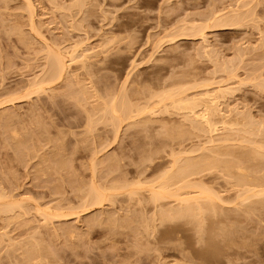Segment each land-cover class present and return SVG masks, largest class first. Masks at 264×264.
Listing matches in <instances>:
<instances>
[{"label": "rangeland", "instance_id": "374dc122", "mask_svg": "<svg viewBox=\"0 0 264 264\" xmlns=\"http://www.w3.org/2000/svg\"><path fill=\"white\" fill-rule=\"evenodd\" d=\"M56 56L67 63L59 79L50 76ZM0 81V101L45 89L0 103V203L17 206L0 213V264H264L262 196L201 224L161 222L146 201L175 131L190 133L189 146L215 137L193 132L171 108L166 115L172 101L158 98L166 90L223 89L211 98L238 129L215 139H236L222 144L241 157L223 160L264 164V0H0ZM112 105L122 119L106 113ZM261 172L253 173L263 181ZM92 187L101 205L86 204Z\"/></svg>", "mask_w": 264, "mask_h": 264}, {"label": "bare ground", "instance_id": "6f19581e", "mask_svg": "<svg viewBox=\"0 0 264 264\" xmlns=\"http://www.w3.org/2000/svg\"><path fill=\"white\" fill-rule=\"evenodd\" d=\"M78 3H80V1H78ZM77 3V6L80 5ZM76 6V5H75ZM76 6V7H77ZM216 14V13H215ZM217 15V14H216ZM218 16V15H217ZM217 16H214L215 18ZM212 17V15H211ZM239 17V16H238ZM237 17V18H238ZM210 19V18H209ZM233 19V18H232ZM215 20V19H211ZM219 20V19H218ZM222 20V19H221ZM210 21V20H209ZM210 21V22H211ZM220 21V20H219ZM225 21V20H224ZM209 22V23H210ZM216 23V22H215ZM227 22L225 21V24ZM228 26V24H226ZM221 27V26H220ZM50 76L52 78H61L67 70V63L65 62L64 59H62L61 57H53L51 62H50ZM224 68V67H223ZM227 71V70H226ZM225 72V71H224ZM48 76V75H47ZM3 77V76H2ZM1 82V81H0ZM50 82V81H49ZM48 82V83H49ZM53 82V81H52ZM45 83V82H44ZM262 85V84H260ZM41 85H38L37 87H34V89H29V91L27 90L23 95L24 96H20L19 97H29L32 93H38V91L43 90L44 88L40 87ZM264 86V85H263ZM33 88V86L31 87ZM194 88V87H193ZM264 88V87H263ZM180 89V88H178ZM185 88L183 87V89H180V91L176 92L174 89L172 90H166L164 93H162L160 97H158L160 100L161 104H165L164 102L166 101H172L168 102L164 105V112L165 114L170 112V108L171 111L175 110L176 112H178V114L180 115L181 119H183L184 121L188 122L187 124H189L192 128L193 132L195 133H203V134H210V135H215V137H210V135L208 137H210V139L207 140V142L205 141L203 145H187L186 143L188 141L191 142V140H193L190 135V133L184 132V127L182 128L183 130H177L176 132V137L175 139H177L175 142H173L174 144L168 146L170 147V152H168L170 157V161L167 162V168L165 169V171L163 172V174H161L158 178H155L154 182H152L150 184V189L148 190V196H147V200L149 198V202L152 203L153 205L156 206V208L158 209V213L154 216H158L160 221L163 222L165 220H178V219H188V218H195V221H197V219L199 220V222L204 218H208V215L210 214H215L217 212H221L222 209H224V205H233L234 206V210L238 209L241 205L245 204L246 202L249 200H253V198H258V196H262L264 198V180L261 181L260 179H256L257 176H255L256 174H254L253 172H257V174H260V171H263L264 169H260V167H258L256 165L255 169L249 167V164L247 165V162L244 164V161L242 159H240V162L237 161L238 163H235L233 160L235 158H230L233 160H230L229 158L226 160H223L224 157H228V156H234V157H238V155L235 154L236 151L231 152V150H227L226 147H229L230 144H226L225 142L228 143L229 138L227 140V136L226 139H219L216 140L215 138L220 137L218 134L220 132H223L230 128L232 129L233 126H230L227 123H233L231 122H227V120L225 119V117L222 116V110L220 109V103L219 101L215 103V101H213V99L216 96V92L217 94H219L222 90L220 88V90L217 88L216 92L213 91V94L215 93V95L213 94H209V92L207 91L206 93L203 92L202 94H197L199 96H195L194 97H188L185 96L187 95L186 92L184 93ZM45 90V89H44ZM184 90V91H183ZM192 90V89H191ZM261 90V89H260ZM223 92V91H222ZM128 93V92H127ZM189 93V91H188ZM201 93V92H200ZM212 93V92H210ZM21 94V93H20ZM26 94V96H25ZM13 95H17V96H11V98L9 96H7V98L9 97V99H7L5 101V99H2L4 101H0L1 104H8L10 102H14L15 100L20 99L18 97V94H13ZM123 95V94H122ZM184 95V96H183ZM207 95V96H206ZM213 95V96H212ZM205 98H210L208 99H204ZM214 97L213 99L211 98ZM218 96H216L217 99ZM6 98V97H5ZM18 98V99H17ZM220 98V97H219ZM120 99V98H119ZM128 99V97H127ZM212 99V100H211ZM9 100V101H8ZM116 101V100H115ZM3 102V103H2ZM5 102H7L5 104ZM114 102V101H113ZM117 102V101H116ZM122 102L121 100L118 102L120 103ZM124 102V101H123ZM157 103V102H156ZM0 104V106H1ZM13 104V103H12ZM115 104V103H114ZM113 104V105H114ZM127 104H130V102H128L127 100ZM155 104V103H154ZM159 104V102H158ZM168 104L170 107H168ZM108 106L106 109V113H108V115H110L112 113V116L116 115L115 117L117 119L121 118L120 114H118V112L116 111V105L115 106ZM132 105V104H131ZM125 106V107H124ZM128 106V105H127ZM126 105H123L122 108L124 110H127V112L129 111L128 107ZM152 106V105H151ZM151 106H149L151 108ZM158 106V105H157ZM115 107V108H113ZM119 107H121L119 105ZM131 107V106H130ZM136 107V106H135ZM153 107V106H152ZM156 107V106H154ZM161 108V105L158 106ZM163 107V106H162ZM128 108V109H127ZM132 108V107H131ZM130 108V110H131ZM137 108V107H136ZM145 109H147L146 107H144ZM142 110H145V109ZM111 113H110V110ZM116 109V110H115ZM158 109V108H157ZM173 109V110H172ZM120 110V109H119ZM118 110V111H119ZM122 110V109H121ZM139 110V109H137ZM141 110V111H142ZM152 110H156L155 108H151V111L148 110V112H152ZM123 111V110H122ZM133 110H131V114H133L132 112ZM140 111V110H139ZM140 111V112H141ZM161 111L163 112V109H161ZM125 112V111H123ZM147 112V110L145 111ZM145 112L142 111V113L144 114ZM160 112V111H159ZM117 113V114H116ZM141 113V114H142ZM125 114V113H123ZM139 114V113H138ZM137 114V115H138ZM154 114V113H153ZM162 114V113H160ZM167 115V114H166ZM175 115V114H174ZM122 116V114H121ZM169 116V115H168ZM172 116V113H171ZM177 116V115H176ZM250 116V115H249ZM107 117V115L105 116ZM119 117V118H118ZM123 117V116H122ZM132 116H129L128 118H130ZM248 117V115H247ZM109 118V117H108ZM106 118V120L108 119ZM111 118V117H110ZM126 118V117H125ZM115 119V118H114ZM122 119V118H121ZM230 119V118H229ZM244 119V118H243ZM120 120V119H119ZM124 120V119H123ZM122 120V121H123ZM239 120V118H238ZM248 120V119H247ZM252 120V119H251ZM1 121V120H0ZM149 121V120H148ZM234 121V119H233ZM245 121V120H244ZM243 121V123H244ZM249 121V120H248ZM253 121V120H252ZM91 122V120H90ZM111 122V121H109ZM92 123V122H91ZM90 123V124H91ZM113 123V122H112ZM116 123V122H114ZM121 123V122H120ZM238 123V121H237ZM236 125H240L237 124ZM242 123V124H243ZM257 123V122H256ZM8 124V123H7ZM89 124V123H88ZM148 124V123H147ZM252 123H250L251 125ZM255 124V123H253ZM92 125V124H91ZM115 125V124H114ZM138 125V124H137ZM141 125V124H140ZM220 125V127H218ZM228 125V127H227ZM233 125V124H232ZM235 125V124H234ZM248 125L249 127L252 128V126ZM259 125V124H258ZM262 125V124H261ZM88 126V125H87ZM132 126V125H131ZM135 125H133L134 127ZM178 126V125H177ZM188 126V125H187ZM222 126V127H221ZM227 128H226V127ZM147 127V126H146ZM236 127V126H235ZM262 127V126H261ZM88 128V127H87ZM91 128V127H90ZM168 128V127H167ZM165 127V129H167ZM188 128V127H187ZM234 128V127H233ZM247 128V127H246ZM245 128V130H246ZM254 128V127H253ZM93 129V128H92ZM90 129V130H92ZM164 129V128H163ZM186 129V128H185ZM189 129V128H188ZM236 129V128H234ZM233 129V130H234ZM238 129V128H237ZM236 129V130H237ZM243 129H244V125H243ZM88 129V131H90ZM191 130V131H192ZM234 130V131H236ZM241 130V129H240ZM239 133L241 136H243L244 133H242L243 131ZM247 130H250V128H248ZM252 130V129H251ZM258 130V129H257ZM260 130V129H259ZM258 130V131H259ZM226 131H231V130H226ZM92 131H90L91 133ZM169 132V131H168ZM192 132V133H193ZM248 132V131H247ZM245 131V134L247 133ZM251 132V131H250ZM248 132V133H250ZM120 133V132H117ZM164 134V132H162ZM191 133V134H192ZM231 133V132H230ZM234 133V132H233ZM242 133V134H241ZM253 134H255V130L254 132H252ZM257 133V131H256ZM251 134V133H250ZM166 135V134H165ZM174 135V134H173ZM194 136V134H192ZM197 135V134H195ZM218 135V136H217ZM232 135V134H231ZM236 137V134H234ZM249 135V134H248ZM252 135V134H251ZM199 137V135H197ZM206 136V135H205ZM222 136V135H221ZM240 136V137H241ZM250 136V135H249ZM167 137V135H166ZM196 137V136H195ZM207 137V138H208ZM225 136H223L224 138ZM231 137V136H230ZM252 137V136H251ZM257 137V136H256ZM259 137V136H258ZM118 138V137H117ZM194 138V137H193ZM197 138V137H196ZM201 138V136L199 137ZM206 138V137H205ZM222 138V137H221ZM243 138V137H242ZM170 139H172V141L174 140L173 138L170 137ZM231 139V138H230ZM234 139V136H233ZM238 139V138H237ZM247 138H245V142ZM116 140V139H115ZM232 140V139H231ZM250 140V138H249ZM253 140V139H252ZM233 141V140H232ZM236 141V139H235ZM235 141L233 143H235ZM262 141V140H261ZM231 143V141H229ZM257 142V141H256ZM255 140L251 141L250 144L256 145ZM193 143V142H192ZM200 143V141H199ZM198 143V144H199ZM226 144L228 146L224 147L223 144ZM231 143V144H233ZM239 143V142H238ZM249 143V142H247ZM259 143V142H258ZM261 143V142H260ZM201 144V143H200ZM236 144V143H235ZM243 144V143H242ZM169 145V144H168ZM209 145V146H208ZM237 145V144H236ZM244 145V144H243ZM247 145V144H246ZM262 145V144H261ZM166 146V145H165ZM232 146V145H230ZM235 146V145H234ZM237 148V146H235ZM234 147V148H235ZM251 147V146H250ZM249 147V148H250ZM263 147V146H262ZM262 147H260L261 149H263ZM165 148V147H164ZM233 148V149H234ZM245 148V147H243ZM248 148V147H247ZM253 148V147H252ZM256 148V147H255ZM232 149V150H233ZM242 149V147H241ZM254 149V148H253ZM259 149V148H258ZM244 150V149H242ZM248 150V149H247ZM158 151V150H157ZM262 151V150H260ZM160 152V151H159ZM241 152V151H240ZM255 152V150H254ZM260 153V152H259ZM258 153V154H259ZM156 154V153H155ZM154 154V155H155ZM241 154V153H240ZM253 154V153H252ZM160 155V153H159ZM248 155V153H247ZM157 156V155H156ZM243 156V155H242ZM256 156V155H255ZM145 157V156H144ZM240 157V155H239ZM245 157V156H244ZM243 157V159H244ZM254 157V156H253ZM241 158V157H240ZM250 158V157H249ZM264 158V157H263ZM251 159V158H250ZM257 157L255 159H251L254 160V162L256 163ZM259 159V158H258ZM155 158L151 157L149 158L147 161L148 162H154ZM158 160V159H157ZM229 160V161H228ZM104 162V161H103ZM144 162V161H142ZM102 163V162H101ZM113 163V162H112ZM116 163V162H115ZM249 163V160H248ZM96 164V163H95ZM41 165V164H40ZM165 165V164H164ZM95 166V165H94ZM93 166V167H94ZM166 166V165H165ZM255 166V165H253ZM97 164L94 168H97ZM100 167V166H99ZM114 167V166H113ZM146 167V166H145ZM155 170L156 171H160L162 165L158 164L157 166H155ZM262 167H264V164L262 165ZM261 167V168H262ZM151 168V167H150ZM259 168V169H256ZM49 169V168H48ZM217 170H219V172H222L224 174V180L221 178L223 174H221L219 177H216V174L213 175V173ZM158 171V172H159ZM259 172V173H258ZM262 173V172H261ZM154 174V173H153ZM219 174V173H218ZM254 174V175H252ZM209 175H213L212 177H209ZM264 173H262L261 176H263ZM157 177V176H156ZM264 177V176H263ZM217 179H222L224 182V186L219 187L220 189H217L215 187H213L211 184H213V182H215ZM218 180V182H219ZM147 181V180H146ZM150 181V180H149ZM148 181V182H149ZM151 182V181H150ZM149 182V183H150ZM148 183V184H149ZM112 190L117 191L119 189H123L125 187V185H117L112 183ZM217 184V182L215 183ZM213 184V185H215ZM128 185V184H127ZM218 185V184H217ZM216 185V186H217ZM123 186V187H122ZM219 186V185H218ZM263 187V188H262ZM109 188V187H108ZM126 188V187H125ZM225 192H231L233 191L234 194L232 193L231 195H227L226 197L222 196V193H225L224 191H222V189ZM261 188V190H257ZM89 189V188H88ZM263 189V190H262ZM109 190V189H108ZM89 194H88V203H86L89 206H95V205H101L103 203L104 200H106L105 196L100 192V190H98L96 187H92L89 190ZM87 192V191H86ZM230 194V193H228ZM1 195V194H0ZM2 194L0 196V201L5 199V195ZM259 199V198H258ZM257 200V199H256ZM260 200V199H259ZM255 201V200H254ZM254 201H252L254 203ZM262 201V199H261ZM249 202V203H252ZM259 203V202H258ZM248 204V203H247ZM256 204V203H255ZM243 205V206H245ZM259 205V204H258ZM263 205V204H262ZM247 206V205H246ZM14 207L17 208V206L15 204H1L0 203V213H4V214H8V213H13ZM86 207V206H84ZM83 207V209H84ZM226 207V206H225ZM258 207V206H257ZM15 208V209H16ZM90 208V207H88ZM228 208V207H227ZM262 208V207H261ZM156 209V210H157ZM88 210V209H87ZM86 210V211H87ZM155 210V212H156ZM240 210V209H239ZM246 210V209H245ZM248 210V209H247ZM85 211V209H84ZM233 211V210H232ZM231 211V212H232ZM242 211V210H241ZM250 211V210H248ZM224 212V211H223ZM226 213V212H225ZM247 213V212H246ZM77 214V213H75ZM73 214V215H75ZM249 214V212H248ZM247 214V215H248ZM60 216H62L61 214H59ZM59 215H57V217H60ZM72 215V214H71ZM220 215V214H219ZM228 215V214H227ZM232 215V214H231ZM236 215V214H235ZM251 215V214H250ZM66 216V215H64ZM230 216V215H229ZM261 216V215H260ZM14 217V215H13ZM63 217V216H62ZM128 217V216H127ZM251 217V216H250ZM218 218V217H216ZM156 219V218H155ZM189 220V219H188ZM209 220V219H208ZM221 220V219H220ZM185 221V220H184ZM211 221V219H210ZM228 221V220H227ZM189 222V221H188ZM198 222V221H197ZM204 222V221H203ZM207 222V221H206ZM212 222V221H211ZM210 222V224H211ZM214 222V221H213ZM218 222V221H217ZM230 222V221H229ZM148 223V222H147ZM193 223V222H192ZM215 223V222H214ZM219 223V222H218ZM222 223V222H221ZM201 224V222H200ZM208 224V223H207ZM231 224V223H230ZM202 225H206L204 223H202ZM214 225V224H212ZM131 226V225H130ZM148 226V225H147ZM207 226V225H206ZM221 226V224H220ZM236 226V225H235ZM149 227V226H148ZM216 227V226H214ZM218 228V227H217ZM203 229V228H202ZM209 229V228H208ZM149 230V229H148ZM215 230V229H214ZM211 231V230H210ZM209 231V232H210ZM218 231V230H217ZM229 231V230H228ZM150 232V231H149ZM202 232V231H201ZM147 233V232H146ZM171 233V232H170ZM181 233V232H180ZM230 233V232H229ZM222 234V233H221ZM228 234V232H227ZM227 236V235H226ZM228 237H231L230 234ZM227 238V237H226ZM216 239V238H215ZM218 239V237H217ZM228 239V238H227ZM211 240V239H210ZM214 240V239H212ZM207 241V240H206ZM233 241V240H232ZM242 241V240H241ZM215 242V241H214ZM213 242V243H214ZM227 243V241H225ZM229 242V241H228ZM216 243V242H215ZM224 243V242H223ZM242 243V242H241ZM217 245V244H216ZM232 246V245H231ZM30 247V246H29ZM220 248V247H219ZM207 249V248H206ZM228 249V248H227ZM226 250V249H225ZM228 251V250H227ZM226 251V252H227ZM36 252V251H35ZM225 253V252H224ZM203 254V252H202ZM206 255V254H205ZM200 261V260H199Z\"/></svg>", "mask_w": 264, "mask_h": 264}]
</instances>
